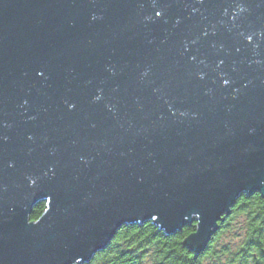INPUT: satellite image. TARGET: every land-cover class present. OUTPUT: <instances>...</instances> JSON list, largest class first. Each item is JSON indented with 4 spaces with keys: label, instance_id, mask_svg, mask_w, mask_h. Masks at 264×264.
<instances>
[{
    "label": "water",
    "instance_id": "1",
    "mask_svg": "<svg viewBox=\"0 0 264 264\" xmlns=\"http://www.w3.org/2000/svg\"><path fill=\"white\" fill-rule=\"evenodd\" d=\"M257 192L264 0H0V264L149 221L200 253Z\"/></svg>",
    "mask_w": 264,
    "mask_h": 264
},
{
    "label": "trees",
    "instance_id": "2",
    "mask_svg": "<svg viewBox=\"0 0 264 264\" xmlns=\"http://www.w3.org/2000/svg\"><path fill=\"white\" fill-rule=\"evenodd\" d=\"M45 207V201L38 203L34 208L32 219H38ZM233 208L236 210L232 220L236 216L246 218L250 234H254L258 230L257 210L264 208V198L261 194L258 192L253 195L244 194ZM190 231L187 229L186 233ZM251 238L254 239V235ZM183 239L184 235L180 234L164 235V232L158 230L151 221L144 225H124L118 230L110 245L85 264H145L144 258L148 253L154 256L157 264L165 255L170 256L171 264H180L188 253L181 243Z\"/></svg>",
    "mask_w": 264,
    "mask_h": 264
},
{
    "label": "flooded vegetation",
    "instance_id": "3",
    "mask_svg": "<svg viewBox=\"0 0 264 264\" xmlns=\"http://www.w3.org/2000/svg\"><path fill=\"white\" fill-rule=\"evenodd\" d=\"M235 210L233 208L232 214L219 222L220 228L212 236L207 247L200 253L192 251L184 244L185 239L196 231L195 222L185 226L182 231H177L174 234H167L163 231L166 236L184 235L181 243L187 249L188 253L181 260L180 264H264V208L257 210L258 230L254 234H250L247 219H243L242 224L238 225L237 241L233 243L229 238V233L232 230L231 221ZM238 226L234 228H238ZM187 229L191 231L186 233ZM250 235H254V239ZM147 255L144 261H150V264H157L151 253ZM170 261V256L165 255L160 259L158 264H171Z\"/></svg>",
    "mask_w": 264,
    "mask_h": 264
},
{
    "label": "rangeland",
    "instance_id": "4",
    "mask_svg": "<svg viewBox=\"0 0 264 264\" xmlns=\"http://www.w3.org/2000/svg\"><path fill=\"white\" fill-rule=\"evenodd\" d=\"M243 221L242 216H236L231 222H232V230L229 233V238L232 240L233 243L237 241V232L239 231V226L241 225ZM235 226H238V228H234ZM145 264H150V261H145Z\"/></svg>",
    "mask_w": 264,
    "mask_h": 264
}]
</instances>
